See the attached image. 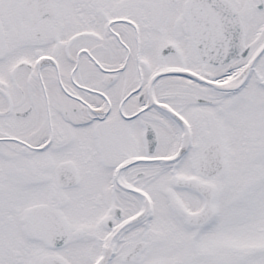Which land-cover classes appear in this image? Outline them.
<instances>
[{
  "label": "snow or ice",
  "instance_id": "1",
  "mask_svg": "<svg viewBox=\"0 0 264 264\" xmlns=\"http://www.w3.org/2000/svg\"><path fill=\"white\" fill-rule=\"evenodd\" d=\"M0 264H264V0H0Z\"/></svg>",
  "mask_w": 264,
  "mask_h": 264
}]
</instances>
